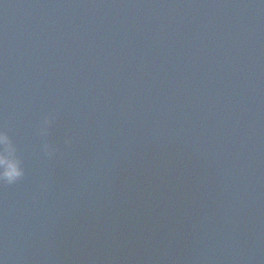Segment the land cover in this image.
<instances>
[{
    "label": "water",
    "instance_id": "water-1",
    "mask_svg": "<svg viewBox=\"0 0 264 264\" xmlns=\"http://www.w3.org/2000/svg\"><path fill=\"white\" fill-rule=\"evenodd\" d=\"M0 128L2 264H264V0H0Z\"/></svg>",
    "mask_w": 264,
    "mask_h": 264
},
{
    "label": "clouds",
    "instance_id": "clouds-1",
    "mask_svg": "<svg viewBox=\"0 0 264 264\" xmlns=\"http://www.w3.org/2000/svg\"><path fill=\"white\" fill-rule=\"evenodd\" d=\"M51 121L52 115H46L40 123L41 130H45ZM42 151L50 157L56 153L55 147L50 143L43 144ZM25 175L24 163L16 144L9 132L4 128H0V184H15L22 180ZM0 264H2V261H0Z\"/></svg>",
    "mask_w": 264,
    "mask_h": 264
}]
</instances>
